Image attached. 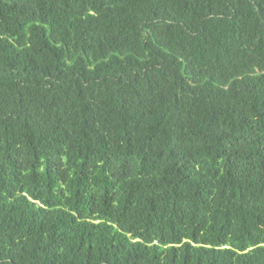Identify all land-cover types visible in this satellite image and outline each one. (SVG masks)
Returning a JSON list of instances; mask_svg holds the SVG:
<instances>
[{
    "label": "trees",
    "instance_id": "obj_1",
    "mask_svg": "<svg viewBox=\"0 0 264 264\" xmlns=\"http://www.w3.org/2000/svg\"><path fill=\"white\" fill-rule=\"evenodd\" d=\"M0 264H264V0H0Z\"/></svg>",
    "mask_w": 264,
    "mask_h": 264
}]
</instances>
